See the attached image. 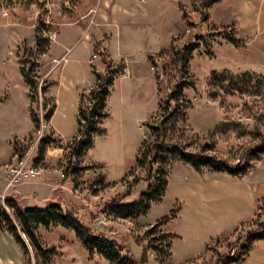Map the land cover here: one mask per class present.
<instances>
[{
    "label": "rangeland",
    "instance_id": "1",
    "mask_svg": "<svg viewBox=\"0 0 264 264\" xmlns=\"http://www.w3.org/2000/svg\"><path fill=\"white\" fill-rule=\"evenodd\" d=\"M202 1L110 0L106 6L104 0H0V202L9 212L6 198L22 207H69L81 223L114 238L135 259L143 253L137 240L157 245L161 234L171 233V248L166 250L171 257L159 263L150 249L145 264H264V238L252 241L239 262L217 259L229 253L256 220L264 219V151L253 154L264 143V0H218L206 6ZM103 13L117 20L121 42L129 45L126 50L119 51L118 28L97 30ZM130 17L135 25L129 24ZM39 19L51 25L49 40L56 29L58 36L38 55L33 34ZM78 19L93 20L91 43L79 24L62 23ZM223 32L238 44L226 40ZM99 36L124 72L116 74L109 87L104 132L92 136L82 155L69 157L79 95L93 85V71L104 70ZM193 43L197 47L190 50L181 75L175 70L176 51ZM30 54L40 64V85L52 83L29 100L18 57ZM181 77L184 82L177 86ZM52 97L55 109L50 122L44 121L46 101ZM29 109L39 117L38 128ZM161 120L170 144L192 152L207 144L209 153L230 162L250 154V168L240 176L207 168L196 171L167 152V186L161 201L133 218L102 212L103 203L125 191L134 174H143L134 158L142 140L153 134L144 123L155 126ZM42 134L60 139L62 149L48 145L37 158ZM27 152L38 174L5 188L7 164ZM67 166L77 168L66 173ZM129 186L122 202L136 199L147 182ZM31 188L33 195H17ZM172 210L175 216L168 217ZM155 223L154 231L144 237ZM37 231L44 247L56 250L51 264H107L97 254L89 257L71 229L40 225ZM0 264H35L33 250L23 256L14 238L0 230Z\"/></svg>",
    "mask_w": 264,
    "mask_h": 264
},
{
    "label": "trees",
    "instance_id": "2",
    "mask_svg": "<svg viewBox=\"0 0 264 264\" xmlns=\"http://www.w3.org/2000/svg\"><path fill=\"white\" fill-rule=\"evenodd\" d=\"M218 0H203V4L209 5ZM199 9V7H196ZM203 18H206V13H202ZM51 25L44 20H38L34 27V48L35 52L43 54L49 47L50 40L47 33L51 31ZM224 38L234 45L238 44V39L232 37L230 34L223 32ZM197 43L187 44L180 47L176 51V72L183 74L187 66V60L190 50L197 47ZM102 56L104 63V70L93 71L94 83L91 88L87 89L84 93H80L77 109H76V122L77 131L73 135L72 140L67 146L69 157H76L83 154V152L91 145L92 136L96 133H103L102 122L107 116L106 112V97L109 92V87L113 83L116 74L124 72V66L121 63L113 65L110 59H107L102 51H98ZM150 57V56H149ZM148 57V58H149ZM19 72L21 74L24 84L28 88V99L32 96L37 97L38 92L42 94L50 86L51 82L41 84L37 76L40 64L36 58L30 54L26 58L18 57ZM183 79L178 80L177 86L183 83ZM46 103L48 107L43 114V120L48 121L55 109L53 98H48ZM30 120L38 128V117L29 109ZM165 121L161 120L158 125L145 124L148 131L152 134L149 140H142L140 143L135 158V166L143 169L142 175H133L132 179L126 185L123 192L116 193L111 196L109 200L105 201L102 205V212L112 215L117 218H133L139 214H144L150 208L153 202H159L162 199L165 188L167 186V171L163 168L165 163L166 153L170 152L173 157L179 161L190 164L196 171L201 168H207L212 171H223L230 175L240 176L243 175L251 166L250 154L245 159H239L236 162L227 161L224 158L217 157L209 153L210 146L205 144L199 151H187L179 148L174 144H170L166 136ZM146 136V133H145ZM54 147H62L60 139L51 137L49 135H41L37 148V158L41 156L48 145ZM264 151V143L259 145L253 154L257 155L259 152ZM22 154V153H20ZM19 154V155H20ZM77 167L67 166L65 172H74ZM134 167L129 168L127 174H131ZM64 175V173H63ZM124 179V178H123ZM139 181L147 182L146 190L130 202H122L123 198L129 194L131 187L130 184H137ZM5 205L11 208L9 212L4 204L0 202V230L9 233L14 240L18 243L22 250L23 256L28 255L29 248L33 250V257L35 264H51L52 256L56 254L53 247H44L39 234L38 227L41 225L45 228L60 225L64 228L74 231L82 247L86 250L89 257L97 254L107 260V264H145L147 257V250H154L156 260L162 263L171 257V251H166L171 248L172 239L171 233H163L156 240L157 245L152 242H141L143 245V253L139 259H135L128 252L123 250V245H120L114 238L106 236L101 231H94L89 226L80 222L77 214L69 207L61 208L58 204H49L44 208L22 207L14 199L6 198ZM173 213L168 217H174ZM164 217V220H168ZM155 223L150 229L143 233L144 237L151 234ZM254 227L248 229L238 241L230 247L229 253L218 256V261L223 263L239 262L244 259L248 254L251 242L256 239L264 238V219L256 220ZM174 235H172L173 237ZM136 238V237H135ZM153 240V239H151ZM235 248L237 253L234 254Z\"/></svg>",
    "mask_w": 264,
    "mask_h": 264
},
{
    "label": "crops",
    "instance_id": "3",
    "mask_svg": "<svg viewBox=\"0 0 264 264\" xmlns=\"http://www.w3.org/2000/svg\"><path fill=\"white\" fill-rule=\"evenodd\" d=\"M109 1L110 0H104V4L106 6L109 5L110 4ZM110 15H111L110 13H108V14L103 13V15H100V18L102 17L103 19L101 18L100 24H97L96 25L97 26V30H99V31L101 30V32H105V28L104 27L106 25H111V26H115L116 28H118V22H117V20L113 16L111 17ZM83 18H84V16H80L79 17L80 20L83 19ZM79 19L76 20V21L62 22V23L69 24V25L79 24V28L81 30V33L83 34L84 38L87 40V43H91L90 42V36H91L90 34H91V32L89 31V28H90L91 24L93 23V20L88 19L87 22L84 23V22L79 21ZM108 21H111V22H108ZM135 21L136 20L134 18H131V17L128 18V22H129L130 25H135L136 24ZM116 32L118 34L117 35L118 37L116 38V40H117V42L119 44H121V47L119 46V51H121V49L124 51V50H126L129 47V45L126 44L127 42H125V43L123 42V44H122V42H121V36H120V29L119 28H118V30L116 29ZM57 36H58V33H57V29H56L55 32H54V34H53V37L50 38V41L53 40V39H55V38H57ZM109 36H111V34H109ZM109 36L104 41H108ZM102 39H103V36H99V41H100V43H99L100 44L99 51H102L103 54L105 55V57L107 59H110L111 60V62H112L113 65L118 64V63H114L113 62L112 57H111V52H110L109 48L107 46H104V47L101 46ZM118 39H119V41H118ZM117 47H118V45H117ZM50 82L52 83V81H50ZM48 89H49V87H48ZM53 101H54V98H53ZM54 103H55V101H54ZM48 121L50 122V119ZM54 149L60 151L62 148L61 147H54ZM38 182L39 181H36V183H38ZM30 190H27V191H24V192L23 191L22 192H17V195H19V197L33 195L34 188H31Z\"/></svg>",
    "mask_w": 264,
    "mask_h": 264
},
{
    "label": "built area",
    "instance_id": "4",
    "mask_svg": "<svg viewBox=\"0 0 264 264\" xmlns=\"http://www.w3.org/2000/svg\"><path fill=\"white\" fill-rule=\"evenodd\" d=\"M52 37L53 35L49 36V38H52ZM96 55H97L96 53H92V57H96ZM88 88H91V86H89ZM38 120H39V117H38ZM16 158L17 159H15L13 162L7 164L8 178L5 184V188L11 187L21 182H24L26 180H29L38 174L37 168L28 161L29 152H27L24 156H20ZM60 176L63 177V172L60 173Z\"/></svg>",
    "mask_w": 264,
    "mask_h": 264
}]
</instances>
